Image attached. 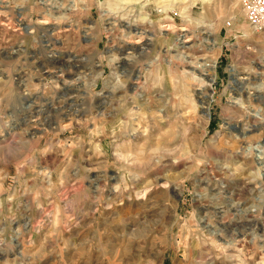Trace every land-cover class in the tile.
<instances>
[{"label": "rangeland", "instance_id": "obj_1", "mask_svg": "<svg viewBox=\"0 0 264 264\" xmlns=\"http://www.w3.org/2000/svg\"><path fill=\"white\" fill-rule=\"evenodd\" d=\"M260 95L242 0H0V264H264Z\"/></svg>", "mask_w": 264, "mask_h": 264}, {"label": "bare ground", "instance_id": "obj_2", "mask_svg": "<svg viewBox=\"0 0 264 264\" xmlns=\"http://www.w3.org/2000/svg\"><path fill=\"white\" fill-rule=\"evenodd\" d=\"M140 40H137L136 41V43H138ZM186 41H188V40H186ZM185 41V42H186ZM60 42V41H59ZM141 42V41H140ZM119 52H122L123 50L122 49H117ZM144 51H145V49H144ZM143 51V52H144ZM143 52H141V53H143ZM71 58L72 59H76L77 57H78V55L77 54H71ZM209 72L210 73H213L214 71L212 70V68L210 69V70H206V74L208 73L209 74ZM237 75V74H236ZM99 76H101V73L99 74ZM247 77H245V76H242V77H240V78H237V79H235V85L239 88V90H243L242 88H243V81L241 82L239 79H246ZM211 80H214V77H213V79H211ZM256 87V86H255ZM106 92V94H108V93H110L111 94V90H108V91H105ZM103 95V94H102ZM109 95V94H108ZM202 99H201V101H202V104H203V108H207V107H205L206 106V104H209V102L212 100L211 98L210 99H208V98H206V96H205V93H202ZM106 96V95H105ZM259 99H260V101H261V104L263 105L264 104V95H260V97H259ZM262 111H264V107L262 106V108H259L255 113H254V115L256 116V117H261V115H262ZM210 113H211V111H210V109H205V114H206V117H207V119H209L210 118ZM69 115V114H68ZM263 117V116H262ZM226 124L227 125H230V122H226ZM247 130L245 129V131L243 130V129H241V131H239V133L237 134L239 137H245L246 136V134H247V132H246ZM247 151L248 152H250V153H254L255 154V151H256V154H255V158L258 160V163L260 164V167H259V171H260V175L262 176V175H264V141H262L261 143H258V144H256L255 146L254 145H249L248 147H247ZM128 157H129V155H128ZM121 159H122V162H124L125 164L127 163L128 165H131V163H129V160H128V158H127V156L126 155H124V156H122L121 157ZM129 159H131V158H129ZM133 161V160H132ZM138 160L136 159V161L135 162H137ZM134 164V163H133ZM143 199L145 198V195L142 197ZM137 224L136 223H134V226H136ZM137 229L136 228H134L133 230H132V232L133 233H131L132 235L134 234V232L136 231ZM237 234V233H236ZM234 235V234H233ZM232 235V236H233ZM236 239V242H238V241H240L239 239H237V237L235 238ZM234 243V242H233ZM234 245H236L235 243H234ZM235 247V246H234ZM238 247V246H237ZM236 247V248H237ZM235 248V249H236ZM237 251V250H236ZM236 251H234V253L236 252ZM234 257H235V259L237 258V260H238V258L240 257V254L239 253H237L236 252V254H234L233 255Z\"/></svg>", "mask_w": 264, "mask_h": 264}, {"label": "built area", "instance_id": "obj_3", "mask_svg": "<svg viewBox=\"0 0 264 264\" xmlns=\"http://www.w3.org/2000/svg\"><path fill=\"white\" fill-rule=\"evenodd\" d=\"M242 3L250 24L256 30L264 31V0H242Z\"/></svg>", "mask_w": 264, "mask_h": 264}]
</instances>
